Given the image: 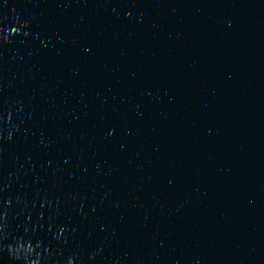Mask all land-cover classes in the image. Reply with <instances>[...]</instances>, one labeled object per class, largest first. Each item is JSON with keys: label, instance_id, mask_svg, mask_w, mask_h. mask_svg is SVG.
<instances>
[{"label": "water", "instance_id": "obj_1", "mask_svg": "<svg viewBox=\"0 0 264 264\" xmlns=\"http://www.w3.org/2000/svg\"><path fill=\"white\" fill-rule=\"evenodd\" d=\"M69 260L264 264V0H0V264Z\"/></svg>", "mask_w": 264, "mask_h": 264}, {"label": "clouds", "instance_id": "obj_2", "mask_svg": "<svg viewBox=\"0 0 264 264\" xmlns=\"http://www.w3.org/2000/svg\"><path fill=\"white\" fill-rule=\"evenodd\" d=\"M13 30H15V31H13ZM4 31H7V29H5ZM11 31L12 32H16V31H18V29H16L15 27H13L12 29H11ZM6 38H7V36H5ZM69 264H71V261L69 260Z\"/></svg>", "mask_w": 264, "mask_h": 264}]
</instances>
